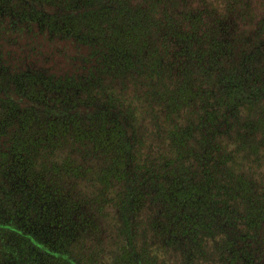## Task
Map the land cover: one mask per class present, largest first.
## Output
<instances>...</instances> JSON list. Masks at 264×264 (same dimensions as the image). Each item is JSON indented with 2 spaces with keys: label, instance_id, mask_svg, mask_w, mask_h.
I'll list each match as a JSON object with an SVG mask.
<instances>
[{
  "label": "trees",
  "instance_id": "obj_1",
  "mask_svg": "<svg viewBox=\"0 0 264 264\" xmlns=\"http://www.w3.org/2000/svg\"><path fill=\"white\" fill-rule=\"evenodd\" d=\"M0 264H264V0H0Z\"/></svg>",
  "mask_w": 264,
  "mask_h": 264
}]
</instances>
